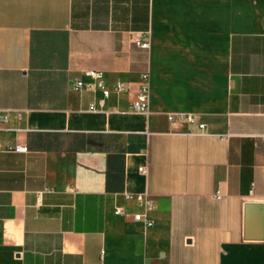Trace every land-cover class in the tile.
Wrapping results in <instances>:
<instances>
[{
	"label": "crops",
	"instance_id": "0c3cea01",
	"mask_svg": "<svg viewBox=\"0 0 264 264\" xmlns=\"http://www.w3.org/2000/svg\"><path fill=\"white\" fill-rule=\"evenodd\" d=\"M3 110L0 264H264V0H0Z\"/></svg>",
	"mask_w": 264,
	"mask_h": 264
},
{
	"label": "built area",
	"instance_id": "2783aa9c",
	"mask_svg": "<svg viewBox=\"0 0 264 264\" xmlns=\"http://www.w3.org/2000/svg\"><path fill=\"white\" fill-rule=\"evenodd\" d=\"M136 45L139 46L142 49L149 48V42L148 41H142V40H136ZM85 76L91 80V83L85 84L82 81H75L71 84L70 88L74 92H80L84 88H96L100 89L102 92V97L99 99L97 103H90L89 110L96 111V110H102L105 106V99L110 96L111 93L120 94L126 90V88L122 84H117L113 90H109L106 88L105 83L103 81V74L102 72L90 70L85 72ZM141 87L136 95V97L132 100L130 104V108L134 112H139L143 114H149L150 113V90H149V76L147 73L141 74ZM169 120H172L174 118H177L179 120L186 121L190 125H195V129H190L189 132H204L206 129V125L202 122L197 121V116L192 112H177V113H171L167 117ZM8 119V110H3L0 112V124L5 123ZM264 139V136H263ZM14 153H27L28 149L26 146L22 145H14L9 148ZM139 172L142 175L147 174L146 168H139ZM136 199L138 202H141L143 204V212L136 213L132 215V219L135 222L142 223L145 227H152L153 223L152 221L147 217V214L150 213L154 209V204L151 201V199L146 195H125L126 200L130 199ZM114 214L118 216L127 217L129 214L125 212L123 209L116 208L114 210Z\"/></svg>",
	"mask_w": 264,
	"mask_h": 264
}]
</instances>
